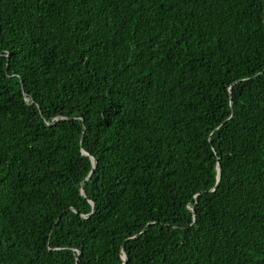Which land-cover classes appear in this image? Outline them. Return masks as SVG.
<instances>
[{"label": "trees", "instance_id": "obj_1", "mask_svg": "<svg viewBox=\"0 0 264 264\" xmlns=\"http://www.w3.org/2000/svg\"><path fill=\"white\" fill-rule=\"evenodd\" d=\"M0 264H264V0H0Z\"/></svg>", "mask_w": 264, "mask_h": 264}, {"label": "water", "instance_id": "obj_2", "mask_svg": "<svg viewBox=\"0 0 264 264\" xmlns=\"http://www.w3.org/2000/svg\"><path fill=\"white\" fill-rule=\"evenodd\" d=\"M84 155H86L85 153H84ZM93 161H94V164H96V161L93 159ZM221 178V176L219 175V179ZM82 193L84 194V191L82 190Z\"/></svg>", "mask_w": 264, "mask_h": 264}, {"label": "clouds", "instance_id": "obj_3", "mask_svg": "<svg viewBox=\"0 0 264 264\" xmlns=\"http://www.w3.org/2000/svg\"><path fill=\"white\" fill-rule=\"evenodd\" d=\"M220 180V179H219Z\"/></svg>", "mask_w": 264, "mask_h": 264}]
</instances>
